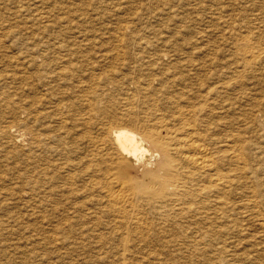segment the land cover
Wrapping results in <instances>:
<instances>
[{
  "label": "bare ground",
  "instance_id": "obj_1",
  "mask_svg": "<svg viewBox=\"0 0 264 264\" xmlns=\"http://www.w3.org/2000/svg\"><path fill=\"white\" fill-rule=\"evenodd\" d=\"M40 1L41 0H38L37 3H40ZM165 1L167 3L168 0H165ZM170 1H172V0H170ZM174 1H176V0H174ZM196 1H198V0H196ZM204 1H206V0H204ZM225 1H228V0H225ZM239 1H241V0H239ZM261 1H256L258 3L253 4L254 9L252 8L254 14L252 15L253 17H251V20H252V22L254 21L253 22L254 24H256L255 28H254L255 31H253L252 27H250V28L247 27L246 28L247 29L246 34H242V33L240 34L239 33V35L235 36L233 39L230 38L231 41L230 40L229 41H230V44L232 45V46H230V48L231 47L233 48L232 51H234L235 57H234V60L231 63H229V65L227 63H226L227 65H223V66L217 65L216 59L211 57V55L209 56V54H208L209 58L207 59V62L206 63L201 62L203 64L198 65L200 61H202V60L204 61V59L202 57H204L203 55L205 53L204 54L202 53L203 55L200 58L201 60L200 59H199L200 61L198 60L199 61L198 64L194 63V61L192 62L191 58H188V60H186L187 59L186 58L183 60L185 64L184 65H182L183 63L180 64V66L183 67L180 71L178 70L181 68L180 66H178L180 68H177V66L174 67V68H177L175 70L178 71V74H176L177 71L175 73L173 72L174 69H173L172 65H171V67H172L173 71H171V67L168 69L169 66L167 68H162V66H161L162 60L165 61V59L168 58L169 54H167V52H161L160 53L158 51L159 52L158 54H156L157 52H153V53H155V56H156L155 59L156 60L152 59V60H150L151 61V63H150V61L147 59L148 63L146 64L147 60L145 59L146 62H144L146 64V67H148L147 70H149L150 72L146 71L145 75H143L144 69L146 70V67L144 68L143 67L144 64H142L141 62H140L141 64H138L137 67H134V66L132 67V69L135 70L134 74L132 73V74L127 75L126 73L123 74L121 72L124 75V76H122V79H124L123 82H125L126 78L130 79L131 83L130 82L129 83L131 85L129 83H128L129 86H127V84L124 85V83L121 81V77L119 75L118 76L120 77V81H118V82H116L117 81L116 79H115V81H113V77H114L113 75H112V78H110V79H112L111 81L116 82V83H114V85L111 82H109V84H111L110 86H112L111 89H113V87H114L116 90L118 89L119 91L122 92V93H120V97H121V100L124 104L121 106L117 105V101L114 98H110L112 96L113 91L111 92L109 90H107V91L103 90V89H109L107 87L108 85H106L105 87H107V88H105L104 86L100 87L99 86L100 84L98 82H97L98 84H96V81L103 79L102 76H99L100 79H98L99 77H97V74H91L90 75L91 77L88 76L89 80H91V83L89 82L90 88L88 90H87V87L89 85L86 86L85 83L82 84V85H85L86 92H88L90 90V92H88L89 95L84 96L85 98L82 97V95H80V93H79V92H81L82 89H80V91H78V95H76L77 93H75V95H73V93L75 92V90H73L75 85L72 86L71 81H70V83H71L70 86L73 87L72 91H74V92H71V90H69L70 87L69 88L66 87L67 89H64V90L55 89V91H57V92H52L53 88L51 87V85H48V82H45V84H42L43 88L40 91V95L38 97L32 96L30 98V100H32L30 103H25L27 100L25 102H21V103L16 102L14 100V97H15L14 93H10L13 91V88L11 86L15 87L12 84H14L19 79L18 75H16L14 73L15 71L14 72L12 71L14 74H12V72H10V74H1L0 75V140H1L2 145L5 146L6 148H8L7 147L8 145H10V146L14 147L13 149L17 148L20 152H22V151L24 152V150L28 151V152L25 151L23 154L24 157L23 156L22 157H23V163L26 166L28 165V166H30V168H32L31 174L26 173V175L25 174H23V176H22V174H20V175L22 176V182H28V184L31 185V189L30 190L27 189L28 191L20 190V193L22 195H26V194L29 195V193H31V194L34 193V194H32L33 196H31V197L35 199L37 204L34 205L35 207L32 205L33 210H31V212L35 210V211H37L36 213L39 212L40 214L43 213V214H47V215H48V212L50 214L52 213L53 215H54V213H57L60 216V218L57 221L58 226L55 227V230L56 231H58V230H64L65 231V235H64L65 240L64 241H66L67 244L74 245V244L81 242L80 244H82V246H83L85 239L86 240L87 239H93L92 241L97 243L96 247H98V245L100 247V245H105L106 243L113 244L111 242L119 240L120 244L118 242H116L115 244L118 243L120 246L121 245L128 246L129 243H131V245L133 243V244H136V246L137 245L142 246V249H143V247H145V248L146 247H149V248L152 247L153 249L158 247L157 248L158 254L162 253L161 252L162 249L164 251L167 250L168 247H170V248L175 247V246H177L179 248L188 247L189 249H191V250H189V256L192 260H195V259L201 257L202 262H205L204 260H206V259H203V258L205 257V253H206V257L208 254L207 261L211 262L214 258H216L218 260L217 262L213 261L214 262L213 264H236V262H238V264H242V263H239V261H238V260H240V257H239L240 254H238V250H236L234 248V247H236L235 241L237 239H239V240H237V242L241 244L242 240H246V237H249V238H247V241L248 240L250 241V239H252L251 242L255 241V243L258 244V242H256V240L262 239V237L264 238V95L260 96V98L255 99L253 105H251V106L249 105V107L246 106L245 108H243V106H242L243 102L249 101V100H246L247 97L245 95H247V93L244 92V88H246V86H247L246 82L248 81V79H251V80L254 79V80L258 81L257 83H259L262 80H263L262 82H264V79L260 80V78L258 77V75L262 74L261 72L264 71V12H263V10H264L263 1L264 0H261ZM147 2H148V0H147ZM150 2H149V4H150ZM178 2H179V0H178ZM172 3H173V1H172ZM172 3H170V5ZM196 3H198V2H196ZM203 3H205V2H203ZM230 4H231V2H230ZM247 4H248V1H247ZM208 5L210 7V4H208ZM223 5L225 7V4H223ZM249 5H251V4H249ZM174 6H176V5H174ZM174 6H173V8H174ZM138 7H140V6H138ZM156 7H158V5ZM194 7H196V6H194ZM144 8H145V6H144ZM144 8H142V9H144ZM175 8H177V7H175ZM36 9L38 10L39 8H35V10ZM154 9L151 11L152 12L157 11L156 8H154ZM202 9H204V8H202ZM160 10H158V11H160ZM182 10H186V9H182ZM197 10L199 11L198 8L196 9V11ZM210 11H211V9H210ZM214 11H216V10H214ZM137 12H138V10H137ZM142 12H146V8H145V11H142ZM148 12H149V10H148ZM186 12H188V11H186ZM199 12H197V13L199 14ZM220 12H221V10H220ZM226 12L227 11H225L223 13H226ZM231 12L232 11L230 10L229 15L232 14ZM46 13L47 12L45 11L41 14H38L35 17V19L40 21L42 19H45V17L47 18ZM162 13H163V15H166V14H164V11ZM171 13H173V12H171ZM174 13H176V12H174ZM245 13L246 12L244 11L241 13V15L242 14L244 15ZM251 13H249V15H251ZM132 14H133V12H132ZM156 14H158V13H155L154 16H157ZM169 14H170V12H169ZM221 14H222V12H221ZM149 15H151V13ZM190 15L191 14H188L189 17H190ZM204 15L209 16L208 14L207 15L204 14ZM223 15H226V14H223ZM241 15H239V16H241ZM142 16H144V15H142ZM181 16H179V17H181ZM186 16L187 15H185L184 17H186ZM199 16H201V15H199ZM217 16H218V14H217ZM233 16H236V15H233ZM42 17H44V18H42ZM153 17H152V21L154 22L155 19L153 20ZM158 17H160V16L158 15ZM184 17L182 16V19ZM203 17L204 16H202V18ZM145 18H144V21H145ZM190 18H193V17H190ZM209 18H210V16H209ZM215 18L216 17H214V19ZM245 18H248V17H245ZM184 19H186V18H184ZM227 19H229V18H227ZM135 20L136 19H134V21ZM158 20L159 19L156 20V23ZM193 20H191V21L193 22ZM197 20H198V17H197ZM224 20H225V18H224ZM242 20H243V18H242ZM14 21H15V19H14ZM44 21H47V20H44ZM125 21L124 22L127 24V20H125ZM128 21H129V19H128ZM134 21H131V22L135 23ZM203 21H206V20H203ZM203 21H202V23H203ZM207 21H209V20L207 19ZM215 21H217V20H215ZM142 22H143V20H142ZM165 22H166V20H165ZM167 22H168V20H167ZM170 22H172V21H169V24L172 25V23H170ZM177 22H178V20H177ZM182 22H183V20H182ZM192 22H187V23H189L191 26ZM196 22L198 23V21H196V19H195L194 23H196ZM211 22L209 21V23H211ZM2 23H3V21H2ZM37 23H39V22H37ZM133 23H131V24H133ZM194 23H192V25ZM223 23H224V21H223ZM247 23H248V21H247ZM250 23H251V21H250ZM144 24H145V22H144ZM166 24H165V26H167ZM176 24H174V25H176ZM221 24H222V20H221ZM227 24L229 25V23H227ZM244 24H246V22ZM37 25H39V24H37ZM122 25H124V24H122ZM122 25H121V27H122ZM195 25L197 26V24H195ZM206 25L207 24H205V27L207 28L208 26H206ZM228 25H226V27H228ZM237 25H239V24H237ZM21 26H23V24ZM44 26L50 27L49 24L48 25L44 24ZM135 26H138V25H135ZM176 26H175V28H176ZM213 26L214 25H212V27ZM221 26H220V28H221ZM231 26H232V24H231ZM245 26L246 25H244V28H245ZM160 27H159V29H160ZM178 27H180V26H178ZM216 27L219 28V25ZM236 27H239V26H236ZM241 27H243V26H241ZM125 28L127 30L128 26H126ZM183 28H185V26ZM194 28H196V27L194 26ZM209 28H207V29H209ZM235 28H234V30H235ZM117 29H118V27H117ZM123 29H124V27H123ZM154 29H155V27H154ZM177 29H179V28H177ZM185 29H187V27ZM185 29H183V30L185 31ZM240 29H238V31ZM17 30H19V29H17ZM27 30H28V28H27ZM156 31H157V29H156ZM179 31H181V30H179ZM186 31H188V30H186ZM200 31L202 32V30H200ZM203 31H204V33H200V34H202V35L204 34V36H206L207 35V34L205 35L206 31L204 29H203ZM213 31H215V30H213ZM19 32H20V30H19ZM130 32L128 34H130ZM135 32H136V30H135ZM173 32H175V30ZM192 32H195V30ZM234 32L230 31L228 34V37H230L229 35H231V34H235ZM239 32H241V31H239ZM243 32H245V31H243ZM42 33H40V34H42ZM147 33H150V31H148ZM179 33H175V34H179ZM182 33H184V32H182ZM187 33L189 34V32H187ZM217 33L218 32H216V34ZM222 33H224V31H222ZM226 33H227V31H226ZM4 34H6V33L4 32ZM117 34H118V31H117ZM140 34H142V33H140ZM158 34H160V33H158ZM171 34H172V30H171ZM213 34L214 33H212V36H213ZM1 35H2V33H0V36ZM86 35H88V34H86ZM125 35H126V33H125ZM139 35H137L138 38H139ZM163 35H164V33H163ZM167 35H169V34H167ZM218 35H220V34H218ZM10 36L11 35H9L8 37H10ZM28 36H29V38L28 37L27 38L30 40V35H28ZM33 36L31 35V37H33ZM64 36H62V37L64 38ZM66 36H65V38H66ZM84 36L85 35L79 36L81 41L86 40L83 38ZM144 36H145V34H144ZM150 36H152V35H150ZM179 36H181V35H179ZM197 36H199V35H197ZM197 36H195V37H197ZM22 37H24V36H22ZM53 37H55V35ZM87 37H90V35ZM129 37H131V36L128 35V39H129ZM157 37H159V36H157ZM210 37H211V35H210ZM216 37H218V36H216ZM48 38L45 39L46 40L45 42L42 41L43 44H41L39 46H35V45H37V43H36L37 39H36V41L34 40L35 48H33L32 51L33 50H35V51L33 53L31 51H30L31 53H28V51L26 53H24V52L21 53L22 55H24L21 57L23 60L20 58L22 60V62L23 63L25 62L27 64V61H30V62L31 61L32 62L33 61H36V62L40 61L43 64L44 60L46 61V60H48V58H52L53 56L58 63L62 64V62H65L66 61L65 58H68L71 55V48H73L72 47L73 45L71 46V48L67 47L68 45H66V46L63 45L65 43H61L62 42L61 40H60L61 42H58L56 40L57 36L55 38H51V37L49 39ZM95 38H97V37H95ZM107 38H109V37H107ZM152 38H154V39H152ZM152 38H149V39L150 40L152 39L153 41L156 39V37H153V36H152ZM166 38H167V40L165 39V41L172 39L171 37L169 39H168V37H166ZM218 38H220V37H218ZM4 39H5V37H4ZM87 39H89V38H87ZM123 39H126V38H123ZM123 39L122 38L118 39L117 44H122L124 41ZM128 39H126V40H128ZM180 39L181 38H179L178 40H180ZM189 39H188V41H189ZM191 39H190V41H191ZM202 39H204V37ZM14 40H15V38H14ZM14 40H12V41H14ZM66 40H67V38H66ZM98 40H100V38ZM105 40H108V39H105ZM126 40H125V42H126ZM174 40H177V39H174ZM182 40H185V36H184V39L182 38ZM197 40H200V39L197 38ZM197 40H196V42H197ZM212 40H214V39H212ZM22 41H24V40H22ZM157 41L155 40V42H157ZM165 41H163V43ZM188 41H186V42H188ZM224 41L226 42V40H224ZM26 42H27V40H26ZM78 42H79V40H78ZM150 42H147V41L144 42L141 39L138 41V43L137 42L136 43H137V45H140L145 52H148L146 49H150V47L153 45V43L152 42L150 43ZM172 42L173 41H171V43ZM186 42H181V43L183 45ZM196 42L194 43V45L196 44ZM210 42H213V41H210ZM225 42H223V44ZM0 43H2V42H0ZM15 43H16V41H15ZM31 43H33V42H31ZM102 43H103V41H102ZM129 43L131 44V42H129ZM129 43L127 42V44H129ZM16 44H18V43H16ZM25 44L26 43H24L23 45H25ZM75 44L78 45V44H82V43H77V41H76V43H74V45ZM165 44H166V42L164 43V45ZM206 44H207V42H206ZM213 44H215V47L218 46V44L216 45V43H214V42H213ZM10 45H12V46H10V48L13 47V43L10 42ZM30 45H32V44H30ZM82 45H86V44L83 43ZM137 45H134V46H137ZM158 45H159V43H158ZM175 45H176V43H175ZM177 45H179V43ZM190 45H192V44H190ZM227 45H228V43H227ZM2 46H4V45H1V47ZM79 46L77 47L76 50H78ZM91 46L93 47V45H91ZM91 46H89V48ZM102 46H103V44H102ZM119 46H117V47L119 48ZM125 46H128V45H125ZM140 46H137V47H139V50H140ZM165 46L168 47L167 45H165ZM196 46H197V44L194 47H196ZM203 46L205 47L206 45L204 44V45H202V47ZM225 46H226V44H225ZM30 47H32V46H30ZM100 47H101V45H100ZM121 47H123V46H121ZM170 47H169V50L171 49ZM172 47L177 48L174 45H172ZM219 47L223 48L222 46H219ZM15 48L18 49V53H19L20 48H17V46H15L14 49ZM22 48L24 49L23 46H22ZM25 48H26V46H25ZM94 48H95V46H94ZM94 48H93V50H95ZM109 48L111 49V47H109V45H108L107 49H109ZM115 48H116V46H115ZM132 48L130 45V49H132ZM155 48H157V47H155ZM208 48L209 47H207L206 49H208ZM216 48L215 49L213 48V50H212V47H211L210 48L211 52L214 51L215 53H217V52L221 53V51L223 50L222 56L224 57L227 55L224 52V49H222V50L218 49L217 50ZM226 48H228V47H226ZM5 49H6V47H5ZM85 49H88V48L86 47ZM103 49L104 48H102V50ZM152 49H154V48H152ZM158 49H162V48L159 47ZM179 49H182V47ZM185 49L186 48H184V50ZM187 49H188V47H187ZM194 49L195 48H193L192 50L195 51ZM0 50H3V49L1 48ZM173 50L171 49V51H173ZM188 50H190V49H188ZM83 51H84V48H83ZM88 51H86V52L89 53ZM103 51L101 52V50H100V52L103 55H105L107 52L104 54ZM116 51H117L116 55H119L122 52L120 50H116ZM133 51H134V48H133ZM137 51L138 50H136V52ZM141 51H142V49H141ZM160 51H162V50H160ZM199 51H196V52H199ZM73 52H74V48H73ZM81 52H82V50H81ZM127 52H128V50H127ZM176 52H177V50H176ZM181 52H182V50H181ZM196 52H193V53H196ZM75 53H77V52H74V54ZM182 53H184V52H182ZM199 53H201V52H199ZM199 53H197V54L199 55ZM215 53H214V55H215ZM77 54L74 57L81 58V55L77 56ZM95 54L97 55V52H95L94 55ZM135 54H138V53H135ZM180 54L181 53L179 52V55ZM14 55H16V54L14 53ZM122 55H125V54L122 53ZM131 55L132 54H130V56ZM185 55H188V53L186 54V52H185ZM185 55H184V57H185ZM55 56H57V57H55ZM174 56H175V54H174ZM174 56H171L172 59L170 58V60H173V61H171L172 63L174 62V58H173ZM176 56H178V55H176ZM87 57H89V56H87ZM134 57L135 56H133V58ZM138 57H140V56H138ZM144 57H145V54H144ZM146 57H148V56L146 55ZM152 57H154V55ZM178 57H177V59H178ZM230 57H231V55H230ZM232 57H233V55H232ZM7 58L9 59L10 57H7ZM12 58L15 59L16 57H12ZM12 58H11V60H13ZM76 58H75V61H76ZM142 58H143V56H142ZM216 58H217V56H216ZM218 58H220V57H218ZM218 58H217V60H218ZM226 58H227V56H226ZM8 59H7V61H8ZM83 59L86 60L87 58L83 57ZM97 59H99V58L97 57ZM97 59H95V61ZM104 59H105V57H104ZM121 59H122V57H121ZM1 60L2 59H0V61ZM54 60L52 62H54ZM100 60H97V61H100ZM112 60H113V56H112ZM130 60H132V59H130ZM130 60L128 59V61H130ZM176 60H175V62H176ZM219 60H221L220 63L222 65L223 59H219ZM97 61L95 62V64L97 63ZM110 61L111 60H109V62ZM124 61H125V58H124ZM128 61L127 62L125 61V62L129 63ZM132 61L130 63L133 64V62H135L136 60L133 62ZM164 61H163V63H164ZM179 61H180V58H179ZM179 61H178V63H179ZM15 62H16V59H15ZM91 62H92V60H91ZM166 62H168V61H166ZM76 63L74 62L75 66L74 65L67 66L68 67L67 69L66 68L64 69L62 66H60L59 70L53 71L51 69L52 74H49L50 76H48V74H47L45 77L47 78V80L48 79H51V80L54 79L52 81L53 83L59 82V79H61L60 82L61 81L67 82L68 79L69 80H70V78L72 79V76L75 75V72L71 74V70H72L73 66L74 67L77 66ZM116 63L117 62H115V64ZM178 63H175V64L177 65ZM187 63H191V64H187ZM40 64L41 63H39V65ZM72 64H73V62H72ZM82 65H86V64H82ZM89 65H91V64L89 63ZM102 65L104 66V63ZM111 65H109V66H111ZM41 66L42 65H40V67ZM46 66H45V70H46ZM48 66H49V61H48ZM112 66L116 67V66H114V64ZM112 66H111V68H112ZM92 67H91V69H92ZM127 67H129V66H127ZM9 68H11V67H9ZM27 68L28 69H25V70H29V67H27ZM57 68H59V67H57ZM77 68L78 67H76V69ZM124 68H123V70H124ZM129 68H131V66ZM39 69H41V68H39ZM85 69H86V66H85ZM85 69L83 71H85ZM96 69H97V67H96ZM99 69L104 70V68H99ZM125 69L127 70V68H125ZM22 70H24V69L22 68ZM35 70L37 71V68H35ZM47 70H48V68H47ZM106 70L108 72V69H106ZM120 70H122V69H120ZM2 71H3V69H2ZM49 71H50V68H49ZM83 71H81V72H83ZM88 71H87V73L89 74ZM94 71H96V70H94ZM99 71H101V70H99ZM99 71H98V73H99ZM111 71H110V73L112 74ZM151 71H154V72L159 71L158 72L159 76L158 75H156V76L152 75ZM30 72H27V73H30ZM5 73H6V71H5ZM38 73H39V71H38ZM46 73H49V72L47 71ZM78 73H77V75L80 74V73L79 74ZM117 73H119V72H117ZM127 73H129L128 70H127ZM22 74H24V73L22 72ZM35 74H36V72H35ZM41 74H42V72H41ZM103 74H106V71ZM107 74L111 75L109 73H107ZM107 74L105 75L104 79L107 78V76H108ZM38 75H37V78L39 77L38 79H40L42 77V75H41V77ZM25 76H23V77H25ZM118 76H116V77L118 78ZM145 76H146V78H145ZM26 77H29V76H26ZM45 77H43V78L45 81H47ZM85 77H87V74L85 75ZM22 78L20 79L18 87L19 88L25 87L24 89H26V86H24L23 84L25 83L24 80L28 79V78H25L24 80ZM76 79H78V78L76 77ZM79 79H80V77H79ZM30 80H33V79H30ZM51 80H49V81H51ZM25 81H27V80H25ZM81 81H83V80H81ZM30 82L31 81H29V83ZM75 82H77V81H75ZM84 82H85V79H84ZM250 82H252V81L249 80V84H250ZM105 83H103V84L105 85ZM20 84H21V86H19ZM251 84H256V82L251 83ZM263 84L264 83H262V85ZM30 85L27 84L29 89L34 87V85L33 86L31 85L32 87H30ZM63 85H64V83H63ZM80 85L77 82V88L81 87ZM262 85L260 86V89H261ZM56 86L57 85H55V87ZM58 86H59V84H58ZM98 86L100 88H98ZM262 88L263 89H262L261 93H264V86ZM10 89L12 91H10ZM37 89L38 88H36L35 90H37ZM255 89H253L252 91H254ZM97 91H99V92H97ZM33 92H34V89H33ZM102 92H104V93H102ZM110 92H111V96L109 97L110 99H107V96L109 95ZM25 93H28V92H25ZM30 93H31V91H30ZM84 93H85V91H84ZM37 94H39V93L37 92ZM81 94H83V93L81 92ZM116 94H117V91H116L115 95ZM17 95H19V94H17ZM254 95H253V97H254ZM80 96L82 97L79 100L80 102H76L75 99L79 98ZM17 97H19V96H17ZM25 98H26V96H25ZM254 98H256V97H254ZM51 99H55V100H51ZM42 100H44V101H42ZM22 101H24V100H22ZM250 103H252V102L250 101ZM46 104H49V105H46ZM119 104H121V103H119ZM246 105H247V103H246ZM39 106H41L42 108ZM49 120H51V121H49ZM13 149H11V150H13ZM32 149H33V151L36 149L37 152L35 154H34V152L31 153ZM8 150H9V148H8ZM8 150H7L6 156L8 155ZM11 150L9 152H13ZM14 152H16V151H14ZM14 152H13V154H14ZM17 153L18 152H16V154ZM21 155H22V153H21ZM19 157H20V155H19ZM21 159H19L18 161H20ZM9 160H11V159H9ZM6 161H7V158H6ZM3 162H4V159H3ZM0 163H2V162H0ZM14 163H13V165H16ZM24 164H23V166H24ZM1 165L3 166L4 164H1ZM10 168H11V166H10ZM15 168L16 167H14V170H15ZM1 171H3V170H1ZM1 171H0V173L3 174L4 171L3 172H1ZM27 171H28V169H27ZM28 172H30V171H28ZM16 174H17V171H16ZM16 174H14L13 177ZM11 176H12V174H11ZM2 177H0V178H2ZM16 179H17V177H15V179L13 178L15 185L17 184V183H15ZM19 184H21V183H19ZM5 185H9L8 182L5 183ZM0 186H1V183H0ZM10 186H8V187L11 188L12 186L11 187ZM24 187H25V185H24ZM4 188H6V187H4ZM4 190H6V189H4ZM8 191H9V189H8ZM15 192H13V194H15ZM2 193H3V189H2ZM10 194H12V193H10ZM16 194H18V196H19V193H16ZM7 195H9V194L7 193ZM19 197H21V195ZM4 198H6V197H4ZM28 198L29 197H27V199ZM0 199H2V198H0ZM27 199H26V201H27ZM29 200H30V198H29ZM0 202H2V201H0ZM18 202H20V201H18ZM18 202H15V203H17V205H18ZM15 203H14V205H16ZM20 203H23V202H20ZM1 204L3 205V203H1ZM9 204H11V203H9ZM24 204H26V203H24ZM14 205H12V206H14ZM22 207H23V205H22ZM9 208L11 209V207H9ZM28 208H29V206H28ZM24 209H26V208H24ZM12 211H10V214ZM29 211H30V209H29ZM17 212H18V210H17ZM14 213H13V215H14ZM33 213H35V212H33ZM42 215H39V216L42 217ZM5 217H6V215H5ZM36 217H35V219H36ZM3 218L1 220H3ZM13 218H15V217H13ZM19 218H20V216H19ZM24 219H26V218H24ZM6 220H7V218H6ZM21 220H23V218ZM43 220H44V218H43ZM25 221L26 220H23V222H25ZM29 221L34 222V220L32 221V219H29ZM40 221L42 222V219ZM249 222H251V225L253 226V227H250V228H253V233L258 234V232H254V229H256V230L262 232L263 235L259 234L261 236H256V237L253 236L252 237V234H250V235L246 234L244 236V238H242V239L237 238L236 240L231 241L230 238L233 239V237H235V235L236 236L240 235L239 233L237 234V230L240 231V233H242V234L247 230V224ZM20 223H22V222H20ZM3 224L5 225V223H3ZM28 224H29V222H28ZM55 225H56V223H55ZM24 226L25 225H23V227ZM52 226L53 225H51V227ZM2 227H3V225H2ZM4 228H5V226H4ZM53 230L54 229H52V231ZM11 231H14L13 228L11 229ZM77 231H78L79 235L74 236V234ZM58 233H60V232H58ZM78 233H76V234H78ZM231 233L234 234L233 237H229L231 235ZM0 234H2V233L0 232ZM33 234H34V232H33ZM39 234H41V232ZM38 236H40V235H38ZM38 236L36 237L34 235L35 238H39ZM49 236L47 235V237H49ZM55 236H56V234L54 235V237ZM4 237H6V236H4ZM54 237L52 236V239H54ZM113 237L114 238L116 237L117 239L112 240ZM21 238H22V236H21ZM30 238H32V236H30ZM44 238L45 237H43V240H44ZM13 239H14V237H13ZM17 239H20V238H17ZM253 239H254V241H253ZM43 240H41V241H43ZM83 240H84V242H83ZM17 241H13V243L17 242ZM87 241H89V240H87ZM33 242H35L34 239H33ZM55 242H57V240H55ZM243 242H245V241H243ZM36 243H38V242H36ZM43 243H44V241H43ZM4 244H5V242H4ZM80 244L79 245L77 244V245L80 247ZM232 244H234V245H232ZM53 245H56V244H53ZM12 246L14 247L13 244H12ZM17 246L19 247V245H17ZM20 246L22 247V245H20ZM23 246H24V244H23ZM44 246H47V245H44ZM49 246H50V244H49ZM68 246L65 245V248ZM38 247H39V245H38ZM55 247H57V246H55ZM74 247L77 248L76 246H74ZM237 247H239V245ZM31 248L33 249L34 247L31 246ZM134 248H136V247H134ZM19 249H21V248H19ZM32 249H30V250H32ZM82 249H83V247H82ZM133 249H132V251H133ZM241 249H243V248H241ZM244 249H245V247H244ZM261 249H263V248H261ZM35 250L37 253V249H35ZM52 250H53V248H52ZM174 250L177 251L176 248ZM5 251L8 252L7 250H5ZM21 251L23 253V250H21ZM49 251H51V250H49ZM95 251L93 252V254L95 253ZM98 251L99 250H97V252ZM120 251H118V252H120ZM245 251H247V250H245ZM45 252H44V254H45ZM68 252H69V250H68ZM138 252H141V251L137 250V253ZM152 252H150V254ZM24 253H25V250H24ZM109 253H110V251H109ZM124 253H121L122 254L121 258H119V255L117 257V259L118 258L120 259V262H118L119 264H128V263H126V262H128L127 259H126V261L124 260V258H125ZM186 253H188V252H186ZM245 253H247V252H244V254ZM17 254H18V252H17ZM84 254H85V252H84ZM87 254H88V252H87ZM91 254H92V252H91ZM164 254H166V253H164ZM164 254H161V255L164 256ZM167 254H166V257L169 255L171 258L172 252H170V254H168V255ZM178 254L180 255V253H178ZM9 255H11V254H9ZM55 255H56V253H55ZM55 255H54V257H55ZM100 255H101V252H100ZM138 255H139V253H138ZM26 256H27V253L25 254V257ZM42 256H43V254H42ZM70 256H72V254ZM74 256H75V254H74ZM103 256L106 257V256H108V254L107 255L102 254V257ZM122 256H123V258H122ZM145 256H149V253H148V255H145ZM156 256L158 258V256H160V255H156ZM248 256H249V254L247 253V256L243 255V258H241V259H244L245 257L248 258L249 260L252 259L251 256L250 257H248ZM29 257H30V255H29ZM39 257L40 256L38 255L37 260L39 259ZM60 257H62V259H63V256H60ZM66 257H67V255H66ZM81 257H83V256H81ZM85 257H86V259L88 258L87 256H85ZM164 257H162V258H164ZM254 257H257V255ZM7 258H9L8 255H7ZM100 258H101V256H100ZM112 258H114V257H112ZM126 258H127V256H126ZM135 258H136V256H135ZM181 258H179V259H181ZM23 259H24L23 260V262H24L26 259L25 258H23ZM51 259H53V258H51ZM90 259L92 260V258H90ZM167 259H168V263H169L170 260L168 257H167ZM135 260H134V262H135ZM152 260H149V261H152ZM255 260H256V258H255ZM8 261H10V260H8ZM49 261H50V259H49ZM110 261H112V260H110ZM136 261H139V260H136ZM188 261H190V260H188ZM200 261L201 260H199V262ZM50 262L52 263V260ZM71 262H72V260H71ZM73 262H74V260H73ZM94 262H95V260H94ZM158 262H159V260H158ZM176 262L178 263L179 260ZM1 263L3 264L4 262H1ZM19 263L21 264V261ZM65 263H67V262H65ZM132 263H133V260H132ZM147 263H148V261H147ZM150 263L151 262H149V264ZM152 263H153V261H152ZM164 263H165V261H164ZM181 263H183V262H181ZM186 263H188V262H186ZM38 264H40V263H38ZM46 264H48V261ZM192 264H196V260H195V263L193 262Z\"/></svg>",
  "mask_w": 264,
  "mask_h": 264
},
{
  "label": "rangeland",
  "instance_id": "obj_2",
  "mask_svg": "<svg viewBox=\"0 0 264 264\" xmlns=\"http://www.w3.org/2000/svg\"><path fill=\"white\" fill-rule=\"evenodd\" d=\"M37 1L38 0H0V33H2V35L0 36L1 38H0V42H2V43H0V49L2 48L3 50H0V59H2L1 61H0V75L1 74H10V72H14L16 75H18V77H19V79H18V81H16L14 84H12V85H14L15 87H13V86H11L12 88H13V91L10 89V91H12V92H10V93H14V95H15V97H14V100L16 101V102H19V103H21V102H25L26 100V102L25 103H30L32 100H30V98L33 96V97H38L39 95H40V91H41V89L43 88L42 87V84H45V82H48V85H51V87L53 88L52 90V92H57V91H55V89H61V90H64V89H67V88H69L70 87V89L69 90H71V92H74V91H72V86H74V88H73V90H75V92L73 93V95H75V93H77L76 95H78V91H80V89H82L81 90V92L83 93V94H81V92H79L80 93V95H82V97H84L85 95H89L88 94V92H90V90L88 91V92H86V87H85V85L87 86V85H89L88 87H87V90L90 88V84H89V82L91 83V80H89V77H91L90 75L91 74H97V77H99V76H102V78L103 79H101V80H98V81H96V84H100L99 86L100 87H102V86H106V85H108L107 87L109 88V89H103V90H105V91H107V90H109V91H113V93H112V96H111V92L109 93V95L107 96V99H110V98H114L116 101H117V105L118 106H121V105H123L124 103L122 102V100H121V97H120V93H122L121 91H119L118 89L116 90L114 87H113V89L115 90H113V89H111L112 88V86H110L111 84H109V82H111L113 85H114V83H116V82H118V81H120V77H121V81L123 82L124 81V79H122V76H124L123 74H134L135 73V70L134 69H132V67L134 66V67H137V65L138 64H144V68L146 67V64L148 63V60L150 61V60H156L155 58H156V56H155V53H153V52H157L156 54H158L159 52L161 53V52H167V54H169L168 55V58H166L165 59V61L164 60H162V68H167L168 66V69L171 67V65L173 66V69H174V71H173V69H172V67H171V71H173L174 73L177 71V70H175V69H177V68H180V69H178L179 71L183 68L182 66H180V64L181 63H183L182 65H184L185 63H184V59H186V60H188V58H191L192 59V62L194 61V63H196V64H198V62L201 60L200 58L202 57V55L205 57H202L203 59H204V61L202 60V61H200L199 62V64L198 65H201V64H203V63H201V62H204V63H206L207 62V59L209 58V56L211 55V57H213L214 59H216V64L217 65H219V66H223V65H229V63H231L233 60H234V55H235V53H234V51H232L233 50V48L231 47L230 48V46H232L231 44H230V41H231V39H233L235 36H237V35H239V33L241 34H246V31H247V27L248 28H250V27H252L253 28V31H255V25L256 24H254L253 22H252V20H251V17H253L252 15L254 14V12H253V9H254V6H253V4H257L258 2H256V1H261V0H241V1H239V0H228V1H225V0H206V1H204V0H198V1H194V0H179V2H178V0H176V1H174V0H172L173 1V3H172V1H170V0H168L167 1V3H166V1L165 0H148V2H147V0H41L40 1V3H37ZM151 1V2H150ZM247 1H248V4H247ZM251 1V2H250ZM36 2V3H35ZM43 2V3H42ZM125 2V3H124ZM149 2H150V4H149ZM177 4H176V3ZM196 2H198V3H196ZM203 2H205V3H203ZM230 2H231V4H230ZM262 2V1H261ZM145 3V4H144ZM147 3V4H146ZM170 3H172L171 5H170ZM215 3V4H214ZM233 3V4H232ZM240 3V4H239ZM176 5V6H174V5ZM208 4H210V7H209V5ZM212 4V5H211ZM222 4V5H221ZM223 4H225V7H224V5ZM235 4V5H234ZM237 4V5H236ZM249 4H251V5H249ZM263 4H264V1H263ZM38 5V6H37ZM158 5V7H156ZM162 5V6H161ZM166 5V6H165ZM191 5V6H190ZM221 5V6H220ZM36 6V7H35ZM129 6V7H128ZM138 6H140V7H138ZM143 6V7H142ZM144 6H145V8H146V12H142V11H145V8H144ZM147 6V7H146ZM165 6V7H164ZM173 6H174V8H173ZM187 6V7H186ZM194 6H196V7H194ZM238 6V7H237ZM251 6V7H250ZM39 8L38 10L36 9L35 10V8ZM152 7V8H151ZM164 7V8H163ZM167 7V8H166ZM172 7V8H171ZM175 7H177V8H175ZM183 7V8H182ZM231 7V8H230ZM248 7V8H247ZM250 7V8H249ZM41 8V9H40ZM136 8V9H135ZM142 8H144V9H142ZM154 8H156L157 9V11H154V12H152L151 10H153ZM162 10H160V9ZM199 9V11L201 12H199L198 10L196 11V9ZM202 8H204V9H202ZM242 8V9H241ZM253 8V9H252ZM165 9V10H164ZM182 9H186V10H182ZM210 9H211V11H210ZM216 10V11H214V10ZM219 9V10H218ZM242 11H241V10ZM246 9V10H245ZM41 12H40V11ZM137 10H138V12H137ZM141 10V11H140ZM148 10H149V12H148ZM155 10V9H154ZM158 10H160V11H158ZM168 10V11H167ZM182 10V11H181ZM203 10V11H202ZM220 10H221V12H222V14H221V12H220ZM229 10V11H228ZM230 10L232 11L231 13L232 14H230L229 15V13H230ZM246 12L244 15L242 14L241 15V13L242 12H244V11ZM251 10V11H250ZM39 11V12H38ZM47 12L46 13V16H47V18L45 17V19H42V20H37V19H35V17L38 15V14H41V13H43V12ZM133 12V14H132V12ZM136 11V12H135ZM164 11V14H166V15H163V12ZM185 13H184V12ZM186 11H188V12H186ZM193 11V12H192ZM225 11H227L226 13H223V12H225ZM241 11V12H240ZM148 12V13H147ZM169 12H170V14H169ZM171 12H176V13H171ZM192 12V13H191ZM197 12H199V14L197 13ZM210 12V13H209ZM215 12V13H214ZM240 12V13H239ZM252 12V13H251ZM263 12H264V10H263ZM135 13V14H134ZM145 13V14H144ZM151 13V15H149ZM155 13H158V14H156L157 16H154V14ZM160 13V14H159ZM184 13V14H183ZM187 13V14H186ZM194 13V14H193ZM197 13V14H196ZM213 13V14H212ZM235 13V14H234ZM249 13H251V15H249ZM129 14V15H128ZM144 15V16H142V15ZM168 14V15H167ZM172 14V15H171ZM178 16H177V15ZM188 14H191L190 15V17H193V18H190L189 16H188ZM193 14V15H192ZM197 16H196V15ZM204 14H208L209 16H210V18H209V16H205ZM211 14V15H210ZM217 14H218V16H217ZM223 14H226V15H223ZM2 15V16H1ZM140 15V16H139ZM147 15V16H146ZM158 15L160 16V17H158ZM184 17L185 15H187L186 17H184V18H186V19H182V16ZM199 15H201V16H199ZM213 15V16H212ZM233 15H236V16H233ZM239 15H241V16H239ZM133 18H132V17ZM135 16V17H134ZM140 18H139V17ZM154 16V17H153ZM164 16V17H163ZM168 18H167V17ZM176 16V17H175ZM179 16H181V17H179ZM196 16V17H195ZM202 16H204L203 18H202ZM212 16V17H211ZM228 16V17H227ZM146 17V18H145ZM149 17V18H148ZM152 17H153V20L155 19V21L153 22L152 21ZM179 17V18H178ZM195 17V18H194ZM197 17H198V20H197ZM206 17V18H205ZM214 17H216L215 19H214ZM229 18V19H227V18ZM234 17V18H233ZM238 17V18H237ZM245 17H248V18H245ZM42 18H44V17H42ZM124 18V19H123ZM129 19V21H128V19ZM131 18V19H130ZM143 18V19H142ZM144 18H145V21H144ZM159 19L158 21H157V23H156V20L157 19ZM172 18V19H171ZM178 18V19H177ZM189 18V19H188ZM201 18V19H200ZM224 18H225V20H224ZM232 18V19H231ZM242 18H243V20H242ZM14 19H15V21H14ZM18 19V20H17ZM35 19V20H34ZM134 19H136L135 21H134ZM138 19V20H137ZM178 20V22H177V20ZM194 19V20H193ZM195 19H196V21H198V23L196 22V23H194L195 22ZM207 19L211 22V23H209V21H207ZM231 19V20H230ZM234 19V20H233ZM238 19V20H237ZM253 19V18H252ZM44 20H47V21H44ZM125 20H127V24L124 22ZM142 20H143V22H142ZM165 20H166V22H165ZM167 20H168V22H167ZM182 20H183V22H182ZM191 20H193V22L191 21ZM203 20H206V21H203V23H202V21ZM214 20V21H213ZM215 20H217V21H215ZM220 20V21H219ZM221 20H222V24H221ZM242 22H241V21ZM248 21V23H247V21ZM2 21H3V23H2ZM18 21V22H17ZM119 21V22H118ZM131 21H134L135 23H133V22H131ZM150 21V22H149ZM169 21H172V22H170V23H172V25L174 26H172L171 24H169ZM175 23H174V22ZM223 21H224V23H223ZM227 21V22H226ZM229 21V22H228ZM232 21V22H231ZM250 21H251V23H250ZM6 22V23H5ZM15 22V23H14ZM37 22H39V23H37ZM122 22V23H121ZM130 22V23H129ZM140 22V23H139ZM144 22H145V24H144ZM154 24H153V23ZM160 22V23H159ZM180 22V23H179ZM187 22H192V23H194L193 25H192V23H191V26H190V24L189 23H187ZM200 22V23H199ZM207 22V23H206ZM240 22V23H239ZM246 22V24H244ZM21 23V24H20ZM131 23H133V24H131ZM138 23V24H137ZM149 23V24H148ZM152 23V24H151ZM162 23V24H161ZM167 23V24H166ZM176 24V25H174V24ZM226 23V24H225ZM227 23H229V25L227 24ZM236 23V24H235ZM243 23V24H242ZM4 26H3V25ZM18 24V25H17ZM23 24V26H21ZM33 24V25H32ZM35 24V25H34ZM37 24H39V25H37ZM44 24H49L50 25V27H45L44 26ZM122 24H124V25H122ZM140 24V25H139ZM165 24L167 25V26H165ZM195 24H197V26L195 25ZM203 24V25H202ZM205 24H207L206 26H208L207 28H209V29H207L206 27H205ZM224 24V25H223ZM231 24H232V26H231ZM235 24V25H234ZM237 24H239V25H237ZM251 24V25H250ZM121 25H122V27H121ZM135 25H138V26H135ZM143 25V26H142ZM145 25V26H144ZM152 25V26H151ZM164 25V26H163ZM171 25V26H170ZM212 25H214L213 27H212ZM219 25V28L218 27H216V26H218ZM222 25V26H221ZM226 25H228V27H226ZM244 25H246L245 26V28H244ZM249 25V26H248ZM21 26V27H20ZM126 26H128V29L126 30ZM141 26V27H140ZM147 26V27H146ZM162 28H161V27ZM175 26H176V28H175ZM178 26H180V27H178ZM185 26V28L187 27V29H185V28H183ZM193 26V27H192ZM194 26L196 27V28H194ZM202 26V27H201ZM204 26V27H203ZM220 26H221V28H220ZM224 26V27H223ZM236 26H239V27H236ZM241 26H243V27H241ZM20 27V28H19ZM32 27V28H31ZM117 27H118V29H117ZM123 27H124V29H123ZM144 27V28H143ZM149 27V28H148ZM152 29H151V28ZM154 27H155V29H154ZM159 27H160V29H159ZM182 27V28H181ZM200 29H199V28ZM236 27V28H235ZM3 28V29H2ZM27 28H28V30H27ZM62 28V29H61ZM141 28V29H140ZM143 28V29H142ZM164 28V29H163ZM177 28H179V29H177ZM229 28V29H228ZM234 28H235V30H234ZM242 30H241V29ZM17 29H19L20 30V32H19V30H17ZM60 29V30H59ZM131 29V30H130ZM145 29V30H144ZM147 29V30H146ZM156 29H157V31H156ZM166 29V30H165ZM183 29H185V31L186 30H188V31H184ZM203 29L206 31V33H205V35L206 36H204V34L202 35V34H200V33H204V31H203ZM232 29V30H231ZM238 29H240L239 31H241V32H239L238 31ZM134 30V31H133ZM135 30H136V32H135ZM141 30V31H140ZM164 30V31H163ZM171 30H172V34H171ZM175 30V32H173ZM179 30H181V31H179ZM194 31L195 30V32H192V31ZM198 30V31H197ZM200 30H202V32L200 31ZM213 30H215V31H213ZM229 30V31H228ZM6 33V34H4V32ZM13 31V32H12ZM18 31V32H17ZM117 31H118V34H117ZM120 31V32H119ZM131 31V32H130ZM148 31H150V33H147ZM170 31V32H169ZM197 31V32H196ZM210 31V32H209ZM222 31H224V33H222ZM226 31H227V33H226ZM230 31H235L234 33L235 34H231V35H229L230 37H228V34H229V32ZM238 31V32H237ZM243 31H245V32H243ZM43 32V33H42ZM130 32V34H128ZM135 32V33H134ZM153 32V33H152ZM160 33V34H158V33ZM180 32V33H179ZM182 32H184V33H182ZM187 32H189V34L187 33ZM208 32V33H207ZM216 32H218L217 34H216ZM21 33V34H20ZM40 33H42V34H40ZM115 35H114V34ZM121 33V34H120ZM125 33H126V35H125ZM140 33H142V34H140ZM157 33V34H156ZM163 33H164V35H163ZM169 34V35H167V34ZM175 33H179V34H174ZM182 33V34H181ZM211 33V34H210ZM212 33H214L213 34V36H212ZM226 33V34H225ZM238 33V34H237ZM20 34V35H19ZM23 34V35H22ZM35 34V35H34ZM40 34V35H39ZM86 34H88V35H86ZM140 34V35H139ZM144 34H145V36H144ZM156 34V35H155ZM209 34V35H208ZM218 34H220V35H218ZM223 34V35H222ZM7 35V36H6ZM9 35H11L10 37H8ZM24 36V37H22V36ZM28 35H30V40L28 39L29 38V36ZM31 35L33 36V37H31ZM38 35V36H37ZM47 35V36H46ZM55 35V37L57 36V38H56V40L58 41V42H61V43H65V44H63V45H68L67 47H69V48H71V46L74 48V52H77V53H75L74 54V52H73V48H71V57L69 56L68 58H65L66 59V63L65 62H62V64L61 63H58L57 61H56V59L54 58V56L52 57V58H48V60H44V62H43V64H42V62H40V61H27V64L24 62H22V56H24V55H22L21 53H26L27 51H28V53H33L35 50H33L32 51V49L33 48H35V46H39V45H41V44H43L42 43V41H46L45 39H47L48 37L50 38H55V37H53ZM60 35V36H59ZM66 36V38H67V40H66V38H65V36ZM69 35V36H68ZM80 35H85L83 38L84 39H86L85 41H81L80 40V38H79V36ZM90 35V37H87V36H89ZM92 35V36H91ZM114 37H112V36ZM128 35H130L131 37H129V39H128ZM137 35H139V38H138V36ZM150 35H152L153 37H156V41L157 42H155V40L153 41L152 39H154V38H152V36H150ZM174 35V36H173ZM178 35V36H177ZM179 35H181V36H179ZM183 35V36H182ZM197 35H199V36H197ZM210 35H211V37H210ZM227 35V36H226ZM14 36V37H13ZM18 38H17V37ZM62 36H64V38L62 37ZM119 36V37H118ZM122 36V37H121ZM126 36V37H125ZM157 36H159V37H157ZM168 37V39L171 37L172 39H169L168 41H165V39L167 40V38L166 37ZM177 36V37H176ZM184 36H185V40H182V38L184 39ZM192 36V37H191ZM195 36H197V37H195ZM201 36V37H200ZM216 36H218V37H220V38H218V37H216ZM224 36V37H223ZM226 36V37H225ZM3 37V38H2ZM4 37H5V39H4ZM7 37V38H6ZM26 37V38H25ZM28 37V38H27ZM37 37V38H36ZM74 37V38H73ZM95 37H97V38H95ZM107 37H109V38H107ZM123 39V38H126V39H128V40H126V39H123L124 41H123V45L122 44H117L118 43V39H121V38ZM137 37V38H136ZM146 37V38H145ZM148 37V38H147ZM176 37V38H175ZM187 37V38H186ZM195 37V38H194ZM204 37V39H202ZM208 37V38H207ZM14 38H15V40H14ZM25 38V39H24ZM37 39V41H36V39ZM42 38V39H41ZM48 38V39H49ZM77 38V39H76ZM87 38H89V39H87ZM94 40H93V39ZM100 38V40H98ZM104 38V39H103ZM112 38V39H111ZM144 38V39H143ZM149 38H152L151 40L149 39ZM159 38V39H158ZM179 38H181L180 40H178ZM191 39V41H190V39ZM197 38L198 39H200V40H197ZM207 38V39H206ZM228 38V39H227ZM231 38V39H230ZM14 40V41H12V40ZM97 39V40H96ZM105 39H108V40H105ZM136 39V40H135ZM138 39V40H137ZM143 40L144 42L145 41H147V42H152L153 43V45L150 47V49H146L148 52H145L144 50H143V48L140 46V45H137V43H138V41L139 40ZM147 39V40H146ZM174 39H177V40H174ZM188 39H189V41H188ZM197 40V42H196V40ZM203 41H202V40ZM206 39V40H205ZM212 39H214V40H212ZM220 39V40H219ZM222 39V40H221ZM18 40V41H17ZM22 40H24V41H22ZM26 40H27V42H26ZM29 40V41H28ZM34 40L36 41V43H37V45H35L34 46ZM61 40V41H60ZM64 40V41H63ZM66 40V41H65ZM78 40H79V42H78ZM89 40V41H88ZM112 40V41H111ZM114 40V41H113ZM125 40H126V42H125ZM130 40V41H129ZM165 41L166 42V44L165 45H167L168 47H166L165 45H164V43H163V41ZM182 40V41H181ZM224 40H226V42L224 41ZM230 40V41H229ZM5 41V42H4ZM15 41H16V43H18V44H16L15 43ZM76 41H77V43H84V44H86V45H82V44H75L74 45V43H76ZM81 41V42H80ZM89 43H88V42ZM101 41V42H100ZM102 41H103V43H102ZM107 41V42H106ZM171 41H173L172 43H171ZM186 41H188V42H186ZM202 43H201V42ZM210 41H213L214 43H216V45L218 44V46H216L215 47V44H213V42H210ZM218 41V42H217ZM222 41V42H221ZM229 41V42H228ZM10 42L11 43H13V47H11L10 48V46H12V45H10ZM31 42H33V43H31ZM73 42V43H72ZM91 42V43H90ZM97 42V43H96ZM100 42V43H99ZM106 44H105V43ZM113 42V43H112ZM125 42V43H124ZM127 42L129 43V42H131V44L129 43V44H127ZM137 42V43H136ZM150 42V43H151ZM163 44H162V43ZM168 42V43H167ZM181 42H186V43H184L183 45H182V43ZM196 42V44H197V46L196 47H194L195 45H194V43ZM200 42V43H199ZM206 42H207V44H206ZM223 42H225L224 44H223ZM15 43V44H14ZM24 43H26L25 45H23ZM96 45H95V44ZM101 45V47L102 48H104L103 50H102V48L100 47V45ZM112 43V44H111ZM134 43V44H133ZM158 43H159V45H158ZM175 43H176V45H175ZM179 43V45H177ZM227 43H228V45H227ZM30 44H32V45H30ZM102 44H103V46H102ZM105 44V45H104ZM109 45V47H111V49L109 48V49H107L108 48V45ZM116 44V45H115ZM169 44V45H168ZM190 44H192V45H190ZM200 46H199V45ZM206 45L205 47L203 46L202 47V45ZM210 44V45H209ZM213 44V45H212ZM221 44V45H220ZM225 44H226V46H225ZM230 44V45H229ZM1 45H4L5 47H6V49H5V47L4 46H2L1 47ZM80 45V46H79ZM91 45H93V47L91 46ZM111 45V46H110ZM116 46V48H115V46ZM120 45V46H119ZM125 45H128V46H125ZM130 45H131V48L133 47L134 48V51H133V48L132 49H130ZM134 45H137V46H140V50H139V47H137V46H134ZM164 45V46H163ZM172 45H174V46H176L177 48H175V47H172ZM187 45V46H186ZM209 45V46H208ZM212 45V46H211ZM15 46H17V48H20L19 49V53H18V49H14V47ZM22 46L24 47V49L22 48ZM25 46H26V48H25ZM30 46H32V47H29ZM79 46V48H78V50H76L77 49V47ZM89 46H91L90 48H89ZM94 46H95V48H94ZM97 46V47H96ZM107 46V47H106ZM117 46H119V48L117 47ZM121 46H123V47H121ZM171 46V47H170ZM219 46H222L223 48H221V47H219ZM4 47V48H3ZM88 48V49H85V48ZM155 47H157V48H155ZM159 47H161L162 49H158ZM164 47V48H163ZM169 47L173 50V51H171V49L169 50ZM182 47V49H179V48H181ZM187 47H188V49H190V50H188L187 49ZM195 48L194 50L195 51H193L192 49L193 48ZM202 47V48H201ZM207 47H209L208 49H206ZM212 47V50H213V48L215 49H219V50H222V49H224V52L227 54H225L226 56H227V58H226V56H222L223 55V50L221 51V53L219 52H217V53H215L214 51H212L211 52V50H210V48ZM219 47V48H218ZM226 47H228V48H226ZM13 48V49H12ZM29 48V49H28ZM83 48H84V51H83ZM93 48L95 49V50H93ZM106 48V49H105ZM115 48V49H114ZM125 48V49H124ZM129 48V49H128ZM152 48H154V49H152ZM168 50H167V49ZM184 48H186L185 50H184ZM192 48V49H191ZM11 51H10V50ZM124 49V50H123ZM141 49H142V51H141ZM152 49V50H151ZM198 49V50H197ZM229 49V50H228ZM26 50V51H25ZM76 50V51H75ZM80 50V51H79ZM81 50H82V52H81ZM89 50V51H88ZM92 50V51H91ZM100 50H101V52L103 51V53L105 54L106 52V54L105 55H103L101 52H100ZM110 50V51H109ZM116 50H120V51H122L119 55H116ZM127 50H128V52H127ZM136 50H138L137 52H136ZM160 50H162V51H160ZM176 50H177V52H176ZM180 50V51H179ZM181 50H182V52H184V53H182L181 52ZM200 50V51H199ZM204 50V51H203ZM226 50V51H225ZM3 51V52H2ZM31 51V52H30ZM79 51V52H78ZM86 51H88L89 53H87ZM112 51V52H111ZM133 53H132V52ZM159 51V52H158ZM191 51V52H190ZM196 52V51H199V52H201V53H199V52H196V53H193V52ZM210 51V52H209ZM228 51V52H227ZM13 52V53H12ZM95 52H97V55L95 54L94 55V53ZM110 52V53H109ZM114 52V53H113ZM128 54H126V53ZM131 52V53H130ZM141 54H140V53ZM170 52V53H169ZM174 52V53H173ZM179 52L181 53L180 55H179ZM185 52H186V54L188 53V55H185ZM231 52V53H230ZM12 53V54H11ZM14 53L16 54V55H14ZM18 53V54H17ZM73 53V54H72ZM82 53V54H81ZM85 55H84V54ZM122 53L123 54H125V55H122ZM135 53H138V54H135ZM148 53V54H147ZM151 53V54H150ZM177 53V54H176ZM197 57H195L193 54ZM197 53H199V55L197 54ZM203 53V54H202ZM214 53H215V55H214ZM3 54V55H2ZM5 54V55H4ZM10 54V55H9ZM77 54V56H80L81 55V58H79V57H74L75 55ZM87 54V55H86ZM130 54H132L131 56H130ZM144 54H145V57H146V55L148 56V57H144ZM174 54H175V56H174ZM183 54V55H182ZM208 54H209V56H208ZM217 54V55H216ZM221 54V55H220ZM14 55V56H13ZM19 55V56H18ZM103 55V56H102ZM115 55V56H114ZM151 55V56H150ZM154 55V57H152ZM176 55H178V56H176ZM184 55H185V57H184ZM207 55V56H206ZM214 55V56H213ZM230 55H231V57H230ZM232 55H233V57H232ZM58 56V55H57ZM57 56H55V57H57ZM87 56H89V57H87ZM112 56H113V60H112ZM133 56H135L134 58H133ZM137 56V57H136ZM138 56H140V57H138ZM142 56H143V58H142ZM171 56H174L173 58H174V62L172 63L171 61H173V60H170V58L172 59V57ZM193 58H192V57ZM216 56H217V58L218 57H220V58H218V60L219 59H223L222 61V65H221V60H217V58H216ZM3 57V58H2ZM6 59H5V58ZM7 57H10L9 59L7 58ZM12 57H16L15 59H16V62H15V59L14 58H12ZM18 57V58H17ZM83 57L85 58H87L86 60H84L83 59ZM94 57V58H93ZM97 57L99 58V59H97ZM104 57H105V59H104ZM121 57H122V59H121ZM151 57V58H150ZM177 57H178V59H177ZM183 57V58H182ZM230 59H229V58ZM11 58L13 59V60H11ZM22 60H21V59ZM70 58V59H69ZM74 60H73V59ZM75 58H76V61H75ZM91 58V59H90ZM108 58V59H107ZM117 58V59H116ZM120 58V59H119ZM124 58H125V61L127 62L128 61V59L130 60V59H132L133 61H135V62H133L132 60H130V61H128L129 63H126L125 61H124ZM136 58V59H135ZM140 58V59H139ZM179 58H180V61H179ZM225 58V59H224ZM7 59H8V61H7ZM55 59V60H54ZM95 59H97V60H100V61H97V65L95 64ZM127 59V60H126ZM144 59V60H143ZM147 60V62H146V60ZM177 59V60H176ZM200 59V60H199ZM5 60V61H4ZM19 60V61H18ZM54 60V62H52ZM68 60V61H67ZM83 60V61H82ZM91 60H92V62H91ZM108 60V61H107ZM109 60H111L110 62H109ZM175 60H176V62H175ZM199 60V61H198ZM227 60V61H226ZM7 61V62H6ZM14 61V62H13ZM48 61H49V66H48ZM86 61V62H85ZM104 61V62H103ZM123 61V62H122ZM133 62V64L132 63H130V62ZM143 61V62H142ZM163 61H164V63H163ZM166 61H168V62H166ZM178 61H179V63H178ZM183 61V62H182ZM196 61V62H195ZM219 63H218V62ZM226 61V62H225ZM71 64H70V63ZM72 62H73V64H72ZM74 62L76 63V67H78L77 69H76V67H74L75 65H74ZM81 62V63H80ZM83 62V63H82ZM103 64L104 63V66L101 64V63ZM115 62H117L116 64H115ZM141 62V63H140ZM144 62H146V64L144 63ZM171 62V63H170ZM39 63H41L40 65H42L41 67H40V65H39ZM79 63V64H78ZM89 63L93 66H91V65H89ZM136 63V64H135ZM150 63H151V61H150ZM175 63H178L177 65L175 64ZM227 63V64H226ZM7 64V65H6ZM24 64V65H23ZM54 64V65H53ZM56 64V65H55ZM60 64V65H59ZM82 64H86V65H82ZM95 64V65H94ZM114 64V66H116V67H113L112 65ZM175 66H174V65ZM187 64H191V63H187ZM186 64V65H187ZM20 65V66H19ZM22 65V66H21ZM33 65V66H32ZM35 65V66H34ZM39 65V66H38ZM48 67H47V66ZM59 65V66H58ZM66 65V66H65ZM70 65H74L73 66V68H72V70H71V74L72 73H74L75 72V75H73L72 76V79L74 80H72L71 78H70V80L68 81L67 80V82L65 81V82H60V80L61 79H59V82H52L53 80H51V79H48L47 80V78L45 77L47 74H48V76H50L49 74H52V70L54 71V70H59L60 69V66H62L64 69L66 68H68L67 66H70ZM107 67H106V66ZM109 65H111L112 66V68H111V66H109ZM121 67H119V66ZM234 65V64H233ZM5 66V67H4ZM25 66V67H24ZM45 66H46V70H45ZM80 66V67H79ZM85 66H86V69H85ZM97 67V69H96V67ZM100 66V67H99ZM127 66H131V68H129V67H127ZM177 66V68H174V67H176ZM178 66H180V67H178ZM190 66V65H189ZM9 67H11V68H9ZM13 67V68H12ZM27 67H29V70H25V69H28ZM44 67V68H43ZM57 67H59V68H57ZM83 67V68H82ZM91 67H92V69H91ZM95 67V68H94ZM118 67V68H117ZM127 68V70H128V72L129 73H127V70L125 69V68ZM22 68L24 69V70H22ZM35 68H37V71L35 70ZM39 68H41V69H39ZM47 68H48V70H47ZM49 68H50V71H49ZM99 68H104V70L103 69H99ZM122 69V70H120V69ZM123 68H124V70H123ZM147 68L148 67H146V70L144 69V74L143 75H145V73H146V71H149V70H147ZM2 69H3V71H2ZM6 69V70H5ZM21 69V70H20ZM33 69V70H32ZM52 69V70H51ZM74 69V70H73ZM80 69V70H79ZM85 69V71H83ZM89 71H88V70ZM106 69H108V72H107V70ZM114 69V70H113ZM119 69V70H118ZM131 69V70H130ZM19 70V71H18ZM93 70V71H92ZM94 70H96V71H94ZM99 70H101V71H99ZM112 70V71H111ZM130 70V71H129ZM5 71H6V73H5ZM17 71V72H16ZM31 71V72H30ZM33 71V72H32ZM38 71H39V73H38ZM42 72V74H41V72ZM49 72V73H46V72ZM80 71V72H79ZM81 71H83V72H81ZM87 71L89 72V74L87 73ZM91 71V72H90ZM98 71H99V73H98ZM104 71V72H103ZM105 71H106V74L107 73H109V74H111L110 73V71L112 72V74L111 75H108L107 76V78L106 79H104V77H105V75L106 74H103V73H105ZM116 71V72H115ZM124 71V72H123ZM3 72V73H2ZM12 72V74H14ZM22 72L26 75V76H29V77H26L24 74H22ZM27 72H30V73H27ZM35 72H36V74H35ZM44 72V73H43ZM80 74H79V73ZM94 72V73H93ZM96 72V73H95ZM101 72V73H100ZM117 72H119V73H117ZM123 74H122V73ZM150 72V71H149ZM158 72L159 71H156V72H154V71H151V74L152 75H154V76H156V75H158ZM77 73L79 74V75H77ZM115 73V74H114ZM154 73V74H153ZM262 74H260V75H258V77L260 78V80L261 79H264V71L263 72H261ZM39 74V75H38ZM87 74V77H85V75ZM117 74V75H116ZM176 74H178V71L176 72ZM36 75V76H35ZM37 75L38 76H40L41 77V75H42V77L40 78V79H38L37 78ZM104 75V76H103ZM112 75L114 76L113 77V81H115V79L117 80L116 82H113V81H111L112 79H110V78H112ZM120 77H119V76ZM23 76H25V77H23ZM80 77V79L81 80H83V81H81L80 79H79V77ZM83 76V77H82ZM89 76V77H88ZM111 76V77H110ZM116 76H118V78L116 77ZM159 76V75H158ZM23 77V78H22ZM31 77V78H30ZM36 77V78H35ZM43 77H45L46 78V80L47 81H45L44 80V78ZM75 77V78H74ZM76 77L78 78V79H76ZM25 79V78H28V79H25V80H27V81H25L24 80V82L26 83H24L23 85L24 86H26V89L28 88V86H27V84L28 85H34V87L33 88H28L27 90L26 89H24V88H22V87H18V84H19V82H20V79ZM33 79V80H30V79ZM145 78H146V76H145ZM42 79V80H41ZM84 79H85V82H84ZM98 79H100V77L98 78ZM110 79V80H109ZM127 79V78H126ZM125 79V82H123L124 83V85H126L127 84V86H129V84L131 83V80L130 79H127L126 80ZM49 80H51V81H49ZM106 82H104V81ZM249 80L250 81H252V82H250V84H249ZM8 81V80H7ZM6 81V82H7ZM29 81H31L30 83H29ZM56 81V80H55ZM70 81H71V83H72V86H70L71 85V83H70ZM75 81H77L78 82V84L81 86V87H79V88H77V82H75ZM247 81V80H246ZM263 81V80H262ZM262 81H260L259 83H257L258 81H256V80H251V79H248V81L246 82V85L248 86H246V88H244V92L245 93H247V95H245L246 97H247V99L246 100H249V101H246V102H243V104H242V106H243V108H245L246 106L247 107H249V105L251 106V105H253V103H254V101H255V99H257V98H260V96H263L264 95V93H261V91H262V87L264 86V84L262 85V83H264V82H262ZM51 82V83H50ZM80 82V83H79ZM87 82V83H86ZM98 82V83H97ZM130 82V83H129ZM256 82V84H251V83H255ZM36 83V84H35ZM54 85H53V84ZM63 83H64V85H63ZM75 83V84H74ZM85 83V85H82V84H84ZM103 83H105V85L103 84ZM129 83V84H128ZM248 83V84H247ZM58 84H59V86H58ZM67 86H66V85ZM69 84V85H68ZM103 84V85H102ZM260 84V85H259ZM30 85V87H32ZM55 85H57L56 87H55ZM63 87H62V86ZM131 85V84H130ZM251 85V86H250ZM256 85V86H255ZM259 85V86H258ZM262 85V87H261V89H260V86ZM19 86H21V84L19 85ZM54 86V87H53ZM85 88H84V87ZM98 86V88H100ZM255 86V87H254ZM17 87V88H16ZM62 87V88H61ZM67 87V88H66ZM107 87H105V88H107ZM250 87V88H249ZM255 89L254 91H252L253 89ZM15 88V89H14ZM36 88H38L37 90H35ZM77 90H76V89ZM20 89V90H19ZM24 89V90H23ZM33 89H34V92H33ZM40 89V90H39ZM79 89V90H78ZM85 89V90H84ZM131 89V88H130ZM29 90V91H28ZM39 90V91H38ZM16 91V92H15ZM19 91V92H18ZM21 91V92H20ZM28 92V93H25V92ZM30 91H31V93H30ZM84 91H85V93H84ZM116 91H117V94L115 95V93H116ZM247 91V92H246ZM18 92V93H17ZM23 92V93H22ZM37 92L39 93V94H37ZM97 92H99V91H97ZM35 93V94H34ZM102 93H104V92H102ZM17 94H19V95H17ZM30 94V95H29ZM254 95V97H256V98H254L253 97V95ZM36 95V96H35ZM257 95V96H256ZM17 96H19V97H17ZM25 96H26V98H25ZM29 98H28V97ZM111 96V97H110ZM117 96V97H116ZM81 96L79 97V98H76L75 100H76V102H80L79 100L82 98ZM110 97V98H109ZM252 97V98H251ZM72 98V97H71ZM85 98V97H84ZM17 99V100H16ZM20 101H19V100ZM70 99V98H69ZM22 100H24V101H22ZM51 100H55V99H51ZM42 101H44V100H42ZM250 101L252 102V103H250ZM54 102V101H53ZM119 103H121V104H119ZM246 103H247V105H246ZM249 103V104H248ZM46 105H49V104H46ZM45 105V106H46ZM42 106V105H41ZM41 106H39V107H41ZM42 108V107H41ZM246 116V115H245ZM244 116V117H245ZM49 121H51V120H49ZM5 139V138H4ZM3 139V140H4ZM10 145H8L7 147L9 148V150H8V148H6L5 146H3L2 145V143H1V140H0V157L2 158H0V162H2V163H0V169L1 170H3V171H1V172H3V174L2 173H0V177H2V178H0V183H1V186H0V198H2V199H0V201H2V202H0V232L2 233V234H0V264H2L1 262H4L3 264H20L19 262L21 261V264H38V263H40V264H46L47 263V261H48V264H103L104 262L107 264H113L114 262V264H119L118 262H120V259L119 258H121V253H124L125 254V258H124V260L126 261V259H127V261L128 262H126V263H128V264H149V262H151L150 264H163L164 263V261H165V263L164 264H192L193 262L195 263V260H196V264H213L214 262H217L218 260L216 259V258H214L211 262L210 261H207V259H208V254H207V257H206V253H205V257L203 258V259H206V260H204L205 262H202V258L200 259V258H197V259H195V260H192L191 258H190V256H189V250H191V249H189L188 247H185V248H179V247H177V246H175V247H172V248H170V247H168L167 248V250H163L162 248V253L161 254H164V253H168V254H170V252H172V255H171V258H170V256L168 255L167 257L169 258V260L171 261H169V263H168V259H167V257H166V254H164V256H162L160 253L158 254V247L157 248H155V249H153L152 247H143V249H142V246H139V245H137L136 246V244H133L132 243V245H131V243H129L128 244V246H123V245H119L120 244V242H119V240H117V241H114V242H111V243H113V244H110V243H106L105 245H100V247H99V245H98V247H96L97 246V243H95V242H93L92 240L93 239H87V240H89V241H87L86 239H85V242H84V240H83V242H84V244H83V246H82V244H80L81 242H79V243H77L78 245L80 244V247L77 245V244H74V245H72V244H67V242L66 241H64L65 240V238H64V235H65V231L64 230H58V231H56L55 230V227L56 226H58L57 225V221H58V219L60 218V216L57 214V213H54V215L51 213H49L48 212V215L47 214H43V213H36L37 211H32L31 212V210H33V206L35 205V204H37V202L35 201V199L34 198H32L31 196H33L32 194H34V193H29V195H22L21 193H20V190H26V191H28V190H30L31 189V185H29L28 184V182H22V176H23V174H25L26 175V173L28 174H31V169L32 168H30V166H26L24 163H23V157H24V152L26 151V150H24V152L22 151V152H20L17 148H15V149H13L14 147H12V146H10ZM5 147V148H4ZM11 149H13V150H11ZM7 150H8V155L6 156V154H7ZM16 151V152H18L17 154H16V152H14V154H13V152H9V151ZM6 153H5V152ZM20 152V153H19ZM26 152H28V151H26ZM34 152V154L37 152V150L35 149L34 151H33V149H32V152L31 153H33ZM21 153H22V155H21ZM3 154V155H2ZM14 155V156H13ZM17 155V156H16ZM19 155H20V157H19ZM3 156V157H2ZM9 156V157H8ZM23 156V157H22ZM12 157V158H11ZM6 158H7V161H6ZM11 159V160H9V159ZM22 158V159H21ZM3 159H4V162H3ZM19 159H21L20 161H18ZM17 161V162H16ZM15 162V163H14ZM22 162V163H21ZM13 163L14 164H16V165H13ZM1 164H4L3 166L1 165ZM23 164H24V166H23ZM8 167H7V166ZM20 167H19V166ZM5 166V167H4ZM10 166H11V168H10ZM19 168H18V167ZM23 166V167H22ZM14 167H16L15 168V170H14ZM23 168V169H22ZM27 169H28V171H30V172H28L27 171ZM15 171V172H14ZM16 171H17V174H16ZM6 174V175H5ZM11 174H12V176H11ZM14 174H16L14 177H13V175ZM20 174H22V176L20 175ZM33 174V173H32ZM8 175V176H7ZM19 177H18V176ZM34 175V174H33ZM35 176V175H34ZM15 177H17V179L15 180V183H17L16 185L14 184V180H13V178L15 179ZM9 178V179H8ZM11 178V179H10ZM3 180V181H2ZM7 180V181H6ZM19 180V181H18ZM18 181V182H17ZM8 182V184L9 185H5V183H7ZM19 183H21V184H19ZM23 183V184H22ZM4 186H3V185ZM12 187H11V186ZM24 185H25V187H24ZM29 185V186H28ZM3 186V187H2ZM8 186H10L11 188H9ZM28 186V187H27ZM4 187H6V188H4ZM23 187V188H22ZM3 189V193H2V189ZM9 189V191H8V189ZM25 188V189H24ZM4 189H6V190H4ZM28 189V190H27ZM6 191V192H5ZM16 191V192H15ZM13 192H15V194H13ZM6 193V194H5ZM7 193L9 194V195H7ZM10 193H12V194H10ZM16 193H19V196L21 195V197H19L18 196V194H16ZM2 194V195H1ZM4 197H6V198H4ZM9 197V198H8ZM27 199V197H29L30 198V200H29V198L27 199V201H26V199ZM20 198V199H19ZM11 199V200H10ZM24 201H23V200ZM5 200V201H4ZM7 200V201H6ZM15 200V201H14ZM22 200V201H21ZM4 201V202H3ZM18 201H20V202H23V203H20V202H18ZM15 202H18V205H17V203H15ZM1 203H3V205L1 204ZM9 203H11V204H9ZM14 203L17 205H14ZM24 203H26V204H24ZM33 203V204H32ZM7 204V205H6ZM28 204V205H27ZM12 205H14V206H12ZM22 205H23V207H22ZM33 205V206H32ZM8 206V207H7ZM28 206H29V208H28ZM9 207H11V209L9 208ZM35 207V206H34ZM16 208V209H15ZM19 208V209H18ZM24 208H26V209H24ZM29 209H30V211H29ZM13 210V211H12ZM17 210H18V212H17ZM27 210V211H26ZM10 211H12L11 212V214H10ZM8 212V213H7ZM15 212V213H14ZM25 212V213H24ZM28 212V213H27ZM30 212V213H29ZM33 212H35V213H33ZM7 213V214H6ZM13 213H14V215H13ZM22 215H21V214ZM6 215V217H5V215ZM25 214V215H24ZM30 214V215H29ZM43 214V215H42ZM29 217H27V216ZM38 215V216H37ZM39 215H42V217L41 216H39ZM52 215V216H51ZM19 216H20V218H19ZM32 216V217H31ZM37 216V217H36ZM3 218V220H1L2 218ZM13 217H15V218H13ZM35 217H36V219H35ZM51 217V218H50ZM6 218H7V220H6ZM18 218V219H17ZM23 218V220H26L25 222H23V220H21ZM24 218H26V219H24ZM43 218H44V220H43ZM12 219V220H11ZM15 219V220H14ZM29 219H32V221L34 220V222H30L29 221ZM42 219V222L40 221ZM14 220V221H13ZM38 220V221H37ZM54 220V221H53ZM38 223H37V222ZM20 222H22V223H20ZM28 222H29V224H28ZM52 222V223H51ZM3 223H5V225L3 224ZM11 223V224H10ZM20 223V224H19ZM33 223V224H32ZM35 223V224H34ZM41 225H40V224ZM55 223H56V225H55ZM10 224V225H9ZM45 224V225H44ZM2 225H3V227H2ZM20 225V226H19ZM23 225H25L24 227H23ZM28 227H27V226ZM32 225V226H31ZM39 225V226H38ZM44 225V226H43ZM51 225H53L52 227H51ZM4 226H5V228H4ZM23 227V228H22ZM50 227V228H49ZM250 227H253L252 225H251V222H249L248 224H247V230L242 234V233H240V231H238L237 230V234L239 233L240 235V237L237 235H235V237H233L234 236V234H232L231 233V235L229 236V237H233V239L232 238H230L231 239V241H233V240H236L237 238H240V239H242V238H244V236L246 235V234H248V235H250V234H252V237L253 236H261V235H259V234H262L263 235V233L262 232H260V231H258V230H256V229H254V232H258V234L256 233H253V228H250ZM13 228V230L14 231H11V229ZM54 229L53 231H52V229ZM7 229V230H6ZM2 230V231H1ZM4 230V231H3ZM10 230V231H9ZM17 230V231H16ZM49 230V231H48ZM24 231V232H23ZM38 231V232H37ZM62 231V232H61ZM251 231V232H250ZM9 232V233H8ZM26 232V233H25ZM31 232V233H30ZM33 232H34V234H33ZM41 232V234H39ZM44 232V233H43ZM51 232V233H50ZM58 232H60V233H58ZM242 232V231H241ZM260 232V233H259ZM17 233V234H16ZM29 233V234H28ZM38 233V234H37ZM43 233V234H42ZM53 233V234H52ZM76 233H78V231L76 232ZM74 234V236H76V235H79V233L78 234ZM234 233V232H233ZM56 234V236L54 237V235ZM11 235V236H10ZM19 235V236H18ZM29 235V236H28ZM34 235L37 237L38 235H40V236H38L39 238H35L34 237ZM47 235L49 236V237H47ZM54 237V239H52V236ZM242 235V236H241ZM4 236H6V237H4ZM21 236H22V238H21ZM30 236H32V238H30ZM13 237H14V239H13ZM43 237H45L44 238V240H43ZM57 237V238H56ZM117 237V236H116ZM112 238V240H116L117 238ZM8 240H7V239ZM17 238H20V239H16ZM28 240H27V239ZM56 238V239H55ZM247 238H249V237H246V240H242V243L240 244V243H238L237 242V240H239V239H237L235 242H236V247H234L236 250H238V254H240V260H238L239 261V263H242V264H264V238L262 237V239H257L256 240V242H258V244H256L255 243V241H254V239H253V241L254 242H251L252 241V239H250V241L248 240L247 241ZM33 239H34V241L35 242H33ZM119 239V238H118ZM5 242V244H4V242ZM6 240V241H5ZM24 240V241H23ZM41 240H43L44 241V243H43V241H41ZM46 240V241H45ZM54 240V241H53ZM55 240H57V242H55ZM10 241V242H9ZM13 241H17V242H14L13 243ZM243 241H245V242H243ZM260 241V242H259ZM3 242V243H2ZM12 242V243H11ZM36 242H38V243H36ZM48 242V243H47ZM82 242V243H83ZM109 242V241H108ZM116 242H118L117 244H115ZM250 242V243H249ZM19 245V247L16 245ZM22 243V244H21ZM31 243V244H30ZM255 243V244H254ZM9 244V245H8ZM12 244L14 245V247L12 246ZM23 244H24V246H23ZM49 244H50V246H49ZM53 244H56V245H53ZM94 244V245H93ZM116 246H115V245ZM243 244V245H242ZM260 244V245H259ZM20 245H22V247L20 246ZM30 245V246H29ZM38 245H39V247H38ZM44 245H47V246H44ZM65 245L66 246H68V247H66L65 248ZM232 245H234V244H232ZM239 245V247H237ZM245 245V246H244ZM258 245V246H257ZM11 246V247H10ZM29 246V247H28ZM31 246H33L34 248V250L31 248ZM43 246V247H42ZM54 246V247H53ZM55 246H57V247H55ZM62 246V247H61ZM74 246H76L77 248H75ZM88 246V247H87ZM91 246V247H90ZM114 248H113V247ZM120 246V247H119ZM132 246V247H131ZM140 248H139V247ZM260 246V247H259ZM7 249H6V248ZM17 247V248H16ZM24 247V248H23ZM53 248V250H52V248ZM74 247V248H73ZM79 247V248H78ZM82 247H83V249H82ZM105 247V248H104ZM123 247V248H122ZM134 247H138L137 249L136 248H134ZM244 247H245V249H244ZM257 247V248H256ZM5 248V249H4ZM16 248V249H15ZM19 248H21V249H19ZM46 248V249H45ZM58 248V249H57ZM90 248V249H89ZM109 248V249H108ZM119 248V249H118ZM133 249V251H132V249ZM176 248V250L177 251H175L174 249ZM188 248V249H187ZM241 248H243V249H241ZM255 248V249H254ZM261 248H263V249H261ZM2 249V250H1ZM14 249V250H13ZM30 249H32V250H30ZM35 249H37V253H36V250ZM48 249V250H47ZM64 249V250H63ZM77 249V250H76ZM92 249V250H91ZM105 249V250H104ZM112 249V250H111ZM142 249V250H141ZM160 249V250H161ZM257 249V250H256ZM5 250H7L8 252H6ZM13 250V251H12ZM21 250H23V253H22V251ZM24 250H25V253H24ZM27 250V251H26ZM47 250V251H46ZM49 250H51V251H49ZM67 250V251H66ZM68 250H69V252H68ZM76 250V251H75ZM79 250V251H78ZM82 252H81V251ZM90 252H89V251ZM95 251V253L93 254V252ZM97 250H99L98 252H97ZM121 250V251H120ZM124 250V251H123ZM128 250V251H127ZM135 250V251H134ZM137 250L138 251H141V252H138L139 253V255H138V253H137ZM170 250V251H169ZM183 252H182V251ZM245 250H247V251H245ZM11 251V252H10ZM42 251V252H41ZM46 251V252H45ZM49 251V252H48ZM60 251V252H59ZM63 251V252H62ZM66 253H65V252ZM105 251V252H104ZM109 251H110V253H109ZM113 251V252H112ZM118 251H120V252H117ZM153 251V252H152ZM175 251V252H174ZM180 251V252H179ZM17 252H18V254H17ZM33 252V253H32ZM44 252H45V254H44ZM72 252V253H71ZM74 252V253H73ZM79 252V253H78ZM84 252H85V254H84ZM87 252H88V254H87ZM91 252H92V254H91ZM100 252H101V255H100ZM104 252V253H103ZM128 252V253H127ZM143 252V253H142ZM150 252H152L151 254H150ZM155 252V253H154ZM186 252H188V253H186ZM244 252H247L248 254H249V256L248 257H250L251 256V258L252 259H248V258H244V259H241V258H243V255H246L247 256V253H245L244 254ZM262 252V253H261ZM8 253V254H7ZM20 253V254H19ZM22 253V254H21ZM27 253V256L25 257V254ZM55 253H56V255H55ZM116 253V254H115ZM145 253V254H144ZM148 253H149V256H145V255H148ZM178 253H180V255L178 254ZM183 253V254H182ZM242 253V254H241ZM9 254H11V255H9ZM14 254V255H13ZM24 254V255H23ZM33 254V255H32ZM42 254H43V256H42ZM49 254V255H48ZM72 254V256H70V255ZM74 254H75V256H74ZM83 254V255H82ZM102 254L103 255H107L108 254V256L110 257H108V256H103L102 257ZM132 254V255H131ZM135 254V255H134ZM188 254V255H187ZM262 254V255H261ZM7 255H8V257L9 258H7ZM14 257H13V256ZM21 257H20V256ZM29 255H30V257H29ZM38 255L40 256L39 257V261L37 260V258H38ZM54 255H55V257H54ZM66 255H67V257H66ZM91 255V256H90ZM94 255V256H93ZM101 256V258H100V256ZM118 255H119V258L117 259V257H118ZM141 255V256H140ZM144 255V256H143ZM154 255V256H153ZM156 255H160V256H158V258H157V256ZM186 255V256H185ZM242 255V256H241ZM257 255V257H254V256H256ZM5 256V257H4ZM24 256V257H23ZM53 256V257H52ZM60 256H63V259H62V257H60ZM70 256V257H69ZM75 258H74V257ZM81 256H83V257H81ZM85 256H87L88 258V260L86 259V257ZM97 256V257H96ZM126 256H127V258H126ZM132 256V257H131ZM135 256H136V258H135ZM153 256V257H152ZM156 256V257H155ZM183 256V257H182ZM45 257V258H44ZM60 257V258H59ZM96 257V258H95ZM112 257H114V258H112ZM131 259H130V258ZM145 257V258H144ZM147 257V258H146ZM160 257V258H159ZM162 257H164V258H162ZM181 258V259H179V258ZM254 257V258H253ZM259 257V258H258ZM23 258H25L26 260L23 262ZM43 258V259H42ZM51 258H53V259H51ZM56 258V259H55ZM58 258V259H57ZM67 260H66V259ZM81 258V259H80ZM90 258H92V260L90 259ZM94 258V259H93ZM100 258V259H99ZM106 258V259H105ZM122 258H123V256H122ZM142 258V259H141ZM144 258V259H143ZM178 258V259H177ZM255 258H256V260H255ZM262 258V259H261ZM4 259V260H3ZM12 259V260H11ZM14 259V260H13ZM17 259V260H16ZM36 259V260H35ZM49 259H50V261L52 260V263L49 261ZM114 259V260H113ZM139 260V261H136V260ZM153 259V260H152ZM156 259V260H155ZM159 260V262H158V260ZM162 259V260H161ZM175 259V260H174ZM183 259V260H182ZM185 259V260H184ZM258 259V260H257ZM8 260H10V261H8ZM35 260V261H34ZM54 260V261H53ZM71 260H72V262H71ZM73 260H74V262H73ZM94 260H95V262H94ZM102 262H101V261ZM110 260H112V261H110ZM131 260V261H130ZM132 260H133V263H132ZM134 260H135V262H134ZM144 260V261H143ZM149 260H152L153 261V263H152V261H149ZM167 260V261H166ZM179 260V262L177 263L176 261H178ZM188 260H190V261H188ZM198 260V261H197ZM199 260H201L200 262H199ZM243 260V261H242ZM38 263H37V262ZM41 261V262H40ZM88 261V262H87ZM104 261V262H103ZM141 261V262H140ZM147 261H148V263H147ZM161 261V262H160ZM183 262V263H181V262ZM214 261V262H213ZM253 261V262H252ZM14 262V263H13ZM23 262V263H22ZM27 262V263H26ZM29 262V263H28ZM50 262V263H49ZM64 262V263H63ZM65 262H67V263H65ZM94 262V263H93ZM100 262V263H99ZM145 262V263H144ZM167 262V263H166ZM186 262H188V263H186ZM244 262V263H243ZM104 263V264H105ZM236 264H238V262H236Z\"/></svg>",
  "mask_w": 264,
  "mask_h": 264
}]
</instances>
